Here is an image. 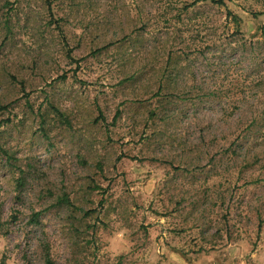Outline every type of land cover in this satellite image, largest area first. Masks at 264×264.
<instances>
[{
	"label": "rangeland",
	"instance_id": "rangeland-1",
	"mask_svg": "<svg viewBox=\"0 0 264 264\" xmlns=\"http://www.w3.org/2000/svg\"><path fill=\"white\" fill-rule=\"evenodd\" d=\"M197 1L0 0V264H264V0Z\"/></svg>",
	"mask_w": 264,
	"mask_h": 264
},
{
	"label": "trees",
	"instance_id": "trees-1",
	"mask_svg": "<svg viewBox=\"0 0 264 264\" xmlns=\"http://www.w3.org/2000/svg\"><path fill=\"white\" fill-rule=\"evenodd\" d=\"M198 2H206V3L210 2L213 5L225 6V0H198L197 2L192 3L189 7H193V5H195ZM229 15L233 17L234 21L238 22L237 16L233 15L231 12L229 13ZM58 204H62V205L70 206V207L72 206L71 201L67 197L60 200L58 202ZM37 218H38V215L36 216L35 220H33V221L36 222ZM49 264H51V263H49Z\"/></svg>",
	"mask_w": 264,
	"mask_h": 264
}]
</instances>
